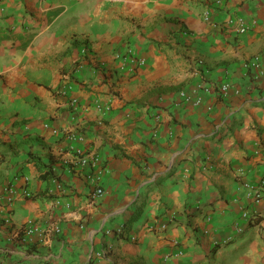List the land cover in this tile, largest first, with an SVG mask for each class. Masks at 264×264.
<instances>
[{
    "label": "crops",
    "instance_id": "crops-1",
    "mask_svg": "<svg viewBox=\"0 0 264 264\" xmlns=\"http://www.w3.org/2000/svg\"><path fill=\"white\" fill-rule=\"evenodd\" d=\"M259 55L264 0H0V264H264Z\"/></svg>",
    "mask_w": 264,
    "mask_h": 264
},
{
    "label": "built area",
    "instance_id": "built-area-1",
    "mask_svg": "<svg viewBox=\"0 0 264 264\" xmlns=\"http://www.w3.org/2000/svg\"><path fill=\"white\" fill-rule=\"evenodd\" d=\"M237 30L239 33H244L247 31L248 27L246 26V24L244 23L243 19L239 18L237 19ZM132 53V52H130ZM130 56L132 54H129ZM135 61H137L140 65L144 64V61L142 59H135ZM247 67L248 69H250L251 71H254V73L257 76H263L264 75V55H259V56H255L254 58H252L249 63H247ZM220 91L222 93H225L228 91V86L227 85H223L220 87ZM197 103H200V100H197ZM264 186V179L261 180L260 186L258 188L252 189L250 190V198L253 204L258 205L261 200H262V196L260 193V187ZM104 194L103 189H101L100 187H96L95 189V193H94V197L99 198L102 197ZM25 196L29 197L30 194L25 192L24 193ZM244 218L246 217V214L243 215ZM165 226H161V229H164ZM122 233V228H118L116 229V235H120Z\"/></svg>",
    "mask_w": 264,
    "mask_h": 264
}]
</instances>
